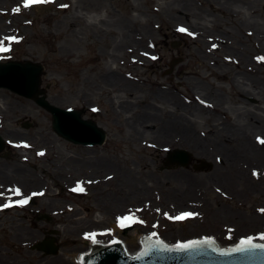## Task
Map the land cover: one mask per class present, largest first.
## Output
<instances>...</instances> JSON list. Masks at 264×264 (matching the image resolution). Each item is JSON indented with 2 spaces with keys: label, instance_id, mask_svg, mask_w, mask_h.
Returning a JSON list of instances; mask_svg holds the SVG:
<instances>
[{
  "label": "rangeland",
  "instance_id": "1",
  "mask_svg": "<svg viewBox=\"0 0 264 264\" xmlns=\"http://www.w3.org/2000/svg\"><path fill=\"white\" fill-rule=\"evenodd\" d=\"M0 41L1 62L41 64L47 101L105 132L102 145L72 144L50 113L0 89L11 146L0 152V264H77L92 241L133 251L142 235L223 247L263 237L264 0H0ZM159 118L178 119L168 137ZM187 124L191 144L176 128ZM173 150L187 165L168 161ZM51 231L56 254L36 247Z\"/></svg>",
  "mask_w": 264,
  "mask_h": 264
},
{
  "label": "water",
  "instance_id": "2",
  "mask_svg": "<svg viewBox=\"0 0 264 264\" xmlns=\"http://www.w3.org/2000/svg\"><path fill=\"white\" fill-rule=\"evenodd\" d=\"M43 72L41 64L29 60L0 63V88L30 99L50 113L52 131L62 139L87 147L102 145L105 141L104 130L94 121L83 119L82 110H63L47 101L45 90L41 88ZM28 127L30 125H25V128ZM4 145L0 136V152L4 150ZM189 157L185 151L173 150L169 153L168 161L187 165ZM55 240L56 237L49 236L36 247L46 254H56ZM238 248L240 250L236 251ZM84 264H264V244H244L221 251L208 243L173 248L147 241L145 249L135 257L127 256L118 245H112L96 248L85 257Z\"/></svg>",
  "mask_w": 264,
  "mask_h": 264
},
{
  "label": "bare ground",
  "instance_id": "3",
  "mask_svg": "<svg viewBox=\"0 0 264 264\" xmlns=\"http://www.w3.org/2000/svg\"><path fill=\"white\" fill-rule=\"evenodd\" d=\"M254 23V22H253ZM124 38H126V40H130V36L129 35H126ZM131 41H132V39H131ZM117 49L119 50V48L117 47ZM114 76H115V72L113 71V69H110L109 68V71H108V73H107V75H106V77L109 79V80H111V79H113L114 78ZM168 96L169 95H167V93L165 92V91H162V90H160V93H159V98L160 99H165L166 97L168 98ZM197 99V100H196ZM195 99V101H196V103L200 106V107H203V106H207L206 105V103L201 99V98H196ZM176 104H181L180 102L179 103H177L176 102ZM194 107L196 108V109H201V108H199L196 104L194 105ZM171 115V114H170ZM151 116H155V114H146V115H144V116H142L143 117V123H144V119L145 118H147V117H151ZM162 116H164V118H166L167 117V115H165V113L164 114H162ZM156 117V116H155ZM157 118V117H156ZM159 121H161V128H159L160 130V137H162V138H165V137H168L169 136V131L172 129V127L173 126H175L174 124H176V122L178 121V119H171V118H167V119H158ZM165 120V121H164ZM253 122V121H252ZM142 123V124H143ZM189 126H191V124H187L186 126H184L183 128H179V127H177L176 126V128L178 129V130H180V131H186V134L185 133H182L181 132V138H180V140H182L181 142L183 143V144H187V143H189V144H191V142H192V140L189 138L190 136L188 135V132H191L190 131V128H189ZM142 128H143V125H142ZM221 131H223V130H221ZM213 136H216V132H214L213 134H212ZM215 139H216V137H215ZM201 148H203V147H201ZM215 148H216V146H215ZM202 150H205V148H203ZM221 150H223L222 148H221ZM249 152L250 153H253V154H251V155H256L257 154V146H253V145H251V149H249ZM249 152H247L248 154H246V153H244V154H246V155H250V153ZM244 156V155H243ZM255 157V156H254ZM235 159H239V160H244V159H242V158H238V157H236ZM227 160L229 161V160H231L230 159V157L228 156L227 157ZM232 162H237V161H235V160H232L231 161V164H232ZM216 173V172H215ZM143 238H146V239H148V237H145V236H142ZM262 240H264V238H262ZM218 247H221L220 245H218Z\"/></svg>",
  "mask_w": 264,
  "mask_h": 264
},
{
  "label": "snow or ice",
  "instance_id": "4",
  "mask_svg": "<svg viewBox=\"0 0 264 264\" xmlns=\"http://www.w3.org/2000/svg\"><path fill=\"white\" fill-rule=\"evenodd\" d=\"M39 2H41V0H25V6H28V4H31V3H39ZM14 11H18V9H14ZM179 31H185V29H183V28H181V29H178ZM6 39H9V40H11V39H14V38H11V37H9V38H6ZM8 49L7 48H5V47H3V42L2 41H0V51H7ZM262 143H264V141H261ZM74 190H79V191H83V189L82 188H77V189H74ZM16 194H19L18 193V190H16ZM18 203H20V204H24V203H27V201L26 200H22V201H19ZM10 205H8V204H5L4 205V207H9ZM188 215H190V214H183L182 216H180V217H176V219H183V218H185V216H188ZM125 220H127V219H132V217H125L124 218ZM121 226H123V225H121ZM261 238H264V237H261ZM242 243L243 244H251V240L249 239V240H247V241H242ZM183 247H187V245H185V246H183ZM236 251H239L240 249L238 248V249H235Z\"/></svg>",
  "mask_w": 264,
  "mask_h": 264
}]
</instances>
